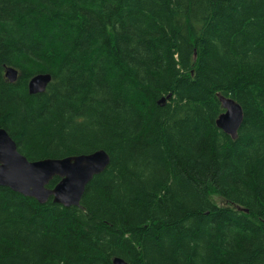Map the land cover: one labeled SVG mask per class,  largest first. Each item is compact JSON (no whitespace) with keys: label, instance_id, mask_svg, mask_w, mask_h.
<instances>
[{"label":"trees","instance_id":"trees-1","mask_svg":"<svg viewBox=\"0 0 264 264\" xmlns=\"http://www.w3.org/2000/svg\"><path fill=\"white\" fill-rule=\"evenodd\" d=\"M0 128L110 158L79 206L0 185V264H264V0H0Z\"/></svg>","mask_w":264,"mask_h":264},{"label":"water","instance_id":"water-1","mask_svg":"<svg viewBox=\"0 0 264 264\" xmlns=\"http://www.w3.org/2000/svg\"><path fill=\"white\" fill-rule=\"evenodd\" d=\"M17 70L5 69V77L14 81ZM48 73H39L29 80L30 94L43 92L50 81ZM224 111L216 119V126L231 138H235L243 119L241 106L232 98L220 97ZM110 161L105 150L63 158L28 160L22 155L13 138L0 128V185L10 187L20 194L45 203L50 197L63 206H79L86 184L101 173ZM53 177L59 181L53 188L46 187ZM114 264H126L114 259Z\"/></svg>","mask_w":264,"mask_h":264},{"label":"bare ground","instance_id":"bare-ground-1","mask_svg":"<svg viewBox=\"0 0 264 264\" xmlns=\"http://www.w3.org/2000/svg\"><path fill=\"white\" fill-rule=\"evenodd\" d=\"M17 77V76H16ZM15 81V80H14ZM13 82V81H12ZM49 83V82H48ZM28 86H29V82H28ZM47 86V85H46ZM29 88V87H28ZM45 89H46V87H45ZM45 91V90H44ZM36 93H39V92H36ZM33 94H35V93H33ZM221 114V113H220ZM116 259V258H115ZM118 259H120V258H118ZM122 260V259H121ZM123 261V260H122ZM124 262V261H123ZM113 263H114V260H113ZM125 263V262H124Z\"/></svg>","mask_w":264,"mask_h":264}]
</instances>
